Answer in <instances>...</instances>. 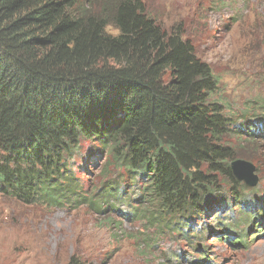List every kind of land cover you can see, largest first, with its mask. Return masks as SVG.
Masks as SVG:
<instances>
[{
    "label": "trees",
    "instance_id": "1",
    "mask_svg": "<svg viewBox=\"0 0 264 264\" xmlns=\"http://www.w3.org/2000/svg\"><path fill=\"white\" fill-rule=\"evenodd\" d=\"M219 82L185 25L166 28L146 0H0V192L85 202L75 159L98 141L105 168L142 179L150 222L191 228L221 182L239 184L231 162L245 159Z\"/></svg>",
    "mask_w": 264,
    "mask_h": 264
},
{
    "label": "rangeland",
    "instance_id": "2",
    "mask_svg": "<svg viewBox=\"0 0 264 264\" xmlns=\"http://www.w3.org/2000/svg\"><path fill=\"white\" fill-rule=\"evenodd\" d=\"M146 2L166 28L183 23L212 67L220 81L215 98L235 119L232 129L240 127L228 141L255 166L257 185L221 182L184 231L182 218L150 222L142 179L105 168L110 151L85 142L75 159L85 202L28 204L0 192V264H68L72 257L84 264H264V222L257 220L264 217V110L256 103L264 99V0ZM111 185L120 198L108 201Z\"/></svg>",
    "mask_w": 264,
    "mask_h": 264
},
{
    "label": "water",
    "instance_id": "3",
    "mask_svg": "<svg viewBox=\"0 0 264 264\" xmlns=\"http://www.w3.org/2000/svg\"><path fill=\"white\" fill-rule=\"evenodd\" d=\"M231 167L239 181H243L251 187L257 185L258 178L254 174L255 166L251 162L244 159H237L231 162Z\"/></svg>",
    "mask_w": 264,
    "mask_h": 264
}]
</instances>
